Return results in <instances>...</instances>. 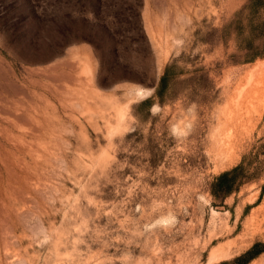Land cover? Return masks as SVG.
I'll use <instances>...</instances> for the list:
<instances>
[{"label":"rangeland","instance_id":"374dc122","mask_svg":"<svg viewBox=\"0 0 264 264\" xmlns=\"http://www.w3.org/2000/svg\"><path fill=\"white\" fill-rule=\"evenodd\" d=\"M0 264H264V0H0Z\"/></svg>","mask_w":264,"mask_h":264},{"label":"trees","instance_id":"16d2710c","mask_svg":"<svg viewBox=\"0 0 264 264\" xmlns=\"http://www.w3.org/2000/svg\"><path fill=\"white\" fill-rule=\"evenodd\" d=\"M168 69H166V72L164 73V75L161 77V80H160V85L158 86L157 88V92L160 93L166 86L167 84V78H168ZM240 166H237L235 168H233L232 170H229V171H225L223 172L222 174H220L218 177H216V181H215V184L214 186H222L227 180H229L230 177L232 178H235V173L239 170ZM234 180V179H233ZM256 247L254 246V249ZM263 249H259L257 252H260L262 251ZM254 250H249L247 253H250Z\"/></svg>","mask_w":264,"mask_h":264}]
</instances>
